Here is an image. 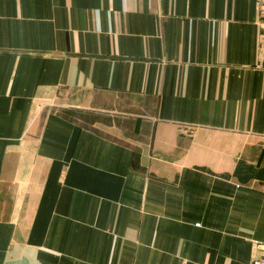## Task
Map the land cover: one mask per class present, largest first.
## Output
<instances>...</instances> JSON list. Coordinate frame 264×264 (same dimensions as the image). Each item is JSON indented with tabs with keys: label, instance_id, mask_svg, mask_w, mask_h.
<instances>
[{
	"label": "crops",
	"instance_id": "0c3cea01",
	"mask_svg": "<svg viewBox=\"0 0 264 264\" xmlns=\"http://www.w3.org/2000/svg\"><path fill=\"white\" fill-rule=\"evenodd\" d=\"M260 256L258 0H0V264Z\"/></svg>",
	"mask_w": 264,
	"mask_h": 264
},
{
	"label": "rangeland",
	"instance_id": "374dc122",
	"mask_svg": "<svg viewBox=\"0 0 264 264\" xmlns=\"http://www.w3.org/2000/svg\"><path fill=\"white\" fill-rule=\"evenodd\" d=\"M258 7H259L260 14H263L264 12H263V9L261 8V4H260L259 0H258ZM67 107H66V104L56 103L53 100H49L48 105L44 107V112L46 110L51 109L50 111L56 113L58 116L61 117V115H62V118H68L70 116L67 117L66 115L62 114V112L66 111V110H69V109H67ZM84 115L87 118H89L88 120L90 121V125H92V123H91L92 121L90 120V118L92 117V115H90V114L82 111V109L75 111V113L73 112V115L72 116H73V120L74 121H71V120H69V121L72 122L73 124L80 123L79 125L81 127H87L85 123H89V122H87V121L84 120V118H85ZM121 118H122V121L124 123H130L131 122L130 121L131 120L130 119L131 118L130 115H124V114H122V117ZM162 118L165 119V120H167L168 121L167 123H171V124L172 123H179L178 125H181V126L182 125H185L186 128H188L189 130L186 131V132H184V133H186L188 136H190L192 138L194 137V133H195V130L194 129L197 126H195L193 124V122H191L192 120H188L189 119V115H185V116H166V117H164V116H150V119H151L150 121H155L156 123L157 122H162L163 121ZM193 119H195L194 121L196 123L201 121L200 120L201 117H199V116H193ZM53 120L54 119L51 118V119L48 120V122H51ZM188 125H190V126H188ZM192 126H194V127H192ZM142 149L143 148H138V150H140V152H141ZM154 155L155 156L158 155L156 148H155V151H154Z\"/></svg>",
	"mask_w": 264,
	"mask_h": 264
},
{
	"label": "built area",
	"instance_id": "2783aa9c",
	"mask_svg": "<svg viewBox=\"0 0 264 264\" xmlns=\"http://www.w3.org/2000/svg\"><path fill=\"white\" fill-rule=\"evenodd\" d=\"M260 4H261V8L263 9L264 12V0H259ZM252 264H264V256H260V257H256Z\"/></svg>",
	"mask_w": 264,
	"mask_h": 264
}]
</instances>
